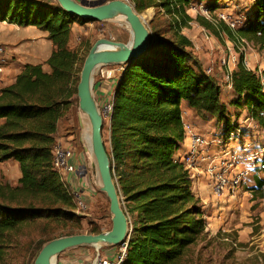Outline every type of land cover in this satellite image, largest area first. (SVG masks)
I'll return each mask as SVG.
<instances>
[{
	"label": "trees",
	"instance_id": "1",
	"mask_svg": "<svg viewBox=\"0 0 264 264\" xmlns=\"http://www.w3.org/2000/svg\"><path fill=\"white\" fill-rule=\"evenodd\" d=\"M129 1L138 13L151 8L155 13L148 53L118 65L122 69L112 95L106 143L133 229L120 264H181L208 224L192 173L176 158L185 140L181 103L196 117L223 124L224 140L237 130L229 106L246 109L264 125V75L250 69L241 54L231 72L233 97L225 103L221 84L204 70L183 29L195 22L216 35L264 47V0H254L236 32L224 21L215 26L204 16H192L193 0ZM218 3L210 0L207 10L215 11ZM0 22L35 26L48 32L53 44L49 72L42 64H26L14 83L0 89V163L15 160L21 172L17 185L0 180V264H5L29 255L28 244L37 235L39 251L45 242L82 227L72 188L54 167L53 149L58 124L76 102L83 61L69 46L72 26L91 21L70 15L56 2L0 0ZM263 186L264 179L256 177L255 199L264 198ZM90 233H100L99 228Z\"/></svg>",
	"mask_w": 264,
	"mask_h": 264
},
{
	"label": "rangeland",
	"instance_id": "2",
	"mask_svg": "<svg viewBox=\"0 0 264 264\" xmlns=\"http://www.w3.org/2000/svg\"><path fill=\"white\" fill-rule=\"evenodd\" d=\"M46 1L51 3L55 2L52 0H42V2ZM209 1L205 0L200 2L199 0H193L188 12L192 16H196L197 14L204 16L215 26H219V22L221 21H224L229 27L230 24L234 23L235 27L230 28L235 32L243 26L246 14L255 5L254 0H219L217 9L215 11H209L207 10ZM154 13L155 11L152 8L142 13L147 23H151ZM121 23L119 20L88 22L87 24L77 23L78 27L75 31L72 26L69 46L72 50H79L81 59H83L81 64L79 63L80 70L89 52V45L92 46L98 39L107 38L124 43L131 40V30L125 24ZM1 29L2 27H0V31ZM198 39L202 42L200 46H202L201 49L203 51L207 53L213 51V54L217 58L216 61L222 69H224V65H229V60L233 53H236L238 61L241 54H243L244 60L247 54H253L255 57L254 62H249V68L257 74H259V69L264 68V47L257 46L250 41H247V44L243 41L241 43L240 39H235L234 41L226 33L216 35L207 29L199 33ZM117 67L119 66L109 65L102 68L109 70L108 74L114 75L120 71ZM96 78L97 81H100V69L94 76V80ZM218 81L223 89L221 98L225 103H229L231 96L228 94L229 90L225 89L227 78L223 76ZM78 108L79 99L76 95V102L72 109L61 120L60 125L62 130L60 131L59 139L65 141L72 139L70 142L72 144L71 147L74 148L77 154L82 153L86 161L85 163L89 165L88 150L90 145L89 141L85 139L84 124L82 126L78 120L79 118H77ZM228 109L235 121L237 130L228 136L227 140L223 139L225 137L223 124H219L215 119H197L198 122H196V120L194 121L190 118V120L186 121L192 124L197 131H200L211 142L205 148V154L223 156L225 151L229 150L237 159L240 158L243 162L246 160V156L257 154L256 156L263 158L264 163V151L261 150L264 147V125L259 124L257 121L256 125H252L247 111L243 112V110L230 106ZM108 130L109 120L107 119L104 124V137L107 143ZM202 162L200 161L189 169L193 177V190L195 188L197 191L200 190L199 181H201V178L204 176L207 177L206 172L208 167L202 166ZM242 165L243 168L250 171L247 180L238 187L234 186L230 192L225 193L223 198H219L220 201L217 204V210L215 213L209 215L206 234L189 247L181 264H264V198L255 199L254 196L256 193L251 191V188L255 186V178L259 176L264 177V171L261 172L260 167L256 165L254 167L246 163H242ZM199 169L203 172H200ZM91 171L92 169L89 167L87 170L89 183H87L85 188L83 187L84 193L88 196L85 200L87 205L85 208L75 211L81 217L82 224V227L77 230V233H90L95 228H99L100 232H106L112 228V213L109 199L104 192L95 189L94 184L98 182V179L96 178V174L92 176L94 172ZM5 172L8 174V177ZM255 172H257V175ZM13 175V167L0 169V180L3 182L14 185ZM250 176L253 177L250 178ZM253 178L254 181L252 180ZM205 187L211 189L209 185ZM39 238L40 235H37L34 239L35 241L28 244L29 255L20 254L18 258L9 259L5 264H35L34 261L40 251H36V241ZM79 248H81L80 251L83 254L89 255L88 264L95 263V260L98 258H114L112 253L119 250V247L115 246L102 247L100 249L95 246Z\"/></svg>",
	"mask_w": 264,
	"mask_h": 264
},
{
	"label": "water",
	"instance_id": "3",
	"mask_svg": "<svg viewBox=\"0 0 264 264\" xmlns=\"http://www.w3.org/2000/svg\"><path fill=\"white\" fill-rule=\"evenodd\" d=\"M72 16L84 21L108 22L122 17L130 27L131 40L127 43L107 38L98 39L90 48L79 76L77 97L80 124L87 119L91 126L89 142V165L98 182L95 189L104 192L110 202L112 228L100 233H77L64 235L45 242L34 261L35 264H57V258L67 250L95 246H117L129 241L133 229L130 218L123 206L122 197L113 175L111 159L104 137V118L94 95L96 69L109 65H125L145 56L152 43L150 24L142 13H138L129 0H101L85 2L78 0H55ZM83 128V127H82ZM91 171V172H92Z\"/></svg>",
	"mask_w": 264,
	"mask_h": 264
},
{
	"label": "crops",
	"instance_id": "4",
	"mask_svg": "<svg viewBox=\"0 0 264 264\" xmlns=\"http://www.w3.org/2000/svg\"><path fill=\"white\" fill-rule=\"evenodd\" d=\"M52 1H55V0H52ZM195 24H198V23H193L190 28L183 29V33L192 40L194 44L195 54L201 61L204 70L207 73L214 76L217 80L221 79L223 76L224 78H226V74L228 72H232L237 67L238 60H237L236 53L231 54L229 65L228 66L224 65L223 66L224 69H222L221 66L218 64V62L216 61L217 58L215 57V54H213V51H209L207 53L201 49L202 46L200 45H202V42L201 40L198 39V35L203 30L206 31V29L199 24L198 25H195ZM0 27H2L0 31V44L4 45L7 48V51L9 53V57H8L9 61L6 64L7 66L5 68L4 73L0 76V89L14 83L16 76L23 70L24 65L26 64H33V65L42 64L44 71L46 72L50 71V67L46 64V61L49 59V57L52 54L53 44H52V41L48 39V32L40 30L35 26L19 27L15 24H10L7 22H0ZM77 27H78V24L74 23L73 30L75 31ZM254 58L255 57L253 54L251 55L247 54V56L245 57V60H246V64L248 67H249L250 61L254 62ZM117 68L120 71L115 73L114 75H110L109 78H104L100 76V81H97V78L94 80V87H93L94 95L98 102L101 101L99 103H102L106 101L108 98L112 97L116 83L118 81V77L122 69L121 67H117ZM225 89L229 90L228 94L231 96L229 98L231 100L233 97L232 83L229 82L228 80L226 82ZM181 106L183 110L184 123L187 120H190V118L198 122L197 119H200V118H197L194 115L193 109H191L185 101L181 103ZM244 111H247V110L243 109V112ZM77 118H79L78 111H77ZM78 120L80 122V119ZM61 122L62 121H60L58 124L57 142L63 143L67 146L72 145L70 143L72 139L71 140L69 139L67 141L63 139H59V135L61 134L60 131L62 130L61 125H60ZM0 123H2V120H0ZM197 132L201 133L200 131H197ZM188 146H189V139L185 138V140L180 144V147L177 151V154H176L177 159L180 160L181 157H184L187 154L188 149H189ZM81 156H82V153L81 154L76 153L77 162H79ZM217 161L218 160L213 157L211 161L202 162L203 163L202 166L208 167L209 165H214L215 163L217 164L218 163ZM7 167H13V170H14V175H13L14 183L13 184L17 185L19 178L21 176L18 162L15 160H8V161L0 163V169L2 168L5 169ZM245 170L248 172L246 176V179H247L248 176L250 175V171H248V169H245ZM199 171L203 172L200 169ZM256 173L257 172H255V174ZM206 174H207L206 175L207 177L204 176L201 178V181H199L200 190L197 191L194 188V192L196 195L200 196L203 202V205H204L205 217L209 221V215H211V213H215V211L217 210V204L219 203L220 199L223 198L225 194L221 196H216L214 194L212 190L213 182L211 180V177L208 171L206 172ZM6 175L8 177L7 173ZM251 177L253 176H250V178ZM259 177L264 179V177H261V176ZM69 178L71 179L72 176H69ZM73 179L75 181V186L79 188H83V187L85 188L87 186V181H86L87 171L83 169L82 167L78 168L76 173L73 174ZM252 180L254 181V178ZM207 185L211 186V189L206 188L205 186ZM92 190L94 191L93 187H92ZM81 191L83 192L85 198H87L88 196L84 193V189H81ZM80 250L81 248H74V249L65 251L64 253L59 255L56 263L57 264H88L89 255L83 254Z\"/></svg>",
	"mask_w": 264,
	"mask_h": 264
},
{
	"label": "built area",
	"instance_id": "5",
	"mask_svg": "<svg viewBox=\"0 0 264 264\" xmlns=\"http://www.w3.org/2000/svg\"><path fill=\"white\" fill-rule=\"evenodd\" d=\"M78 1H85V2H99L101 0H78ZM231 28L235 27V24H230ZM240 42L243 41L246 44L248 43L246 39L239 38ZM242 43V42H241ZM249 45V44H248ZM245 47V46H244ZM9 53L7 51V48L0 44V76L4 73L6 64L9 61L8 59ZM107 67V66H102ZM100 67V76L104 78H109L110 74H108V70L103 69ZM98 69V71H99ZM230 71V70H229ZM260 76L264 75V68L259 69ZM226 78L229 82H231V72H228L226 74ZM101 113L104 118V122L108 119L110 122L112 110H113V103H112V97L108 98L106 101L99 104ZM250 118V123L252 125H256V121L248 116ZM185 128V138L189 139V149L187 154L184 157H181L180 161L183 162L188 169H191V166H194L198 164L200 161H211V159L214 157L218 161V163L214 165H209L207 168V171L211 177L212 180V189L216 196H221L225 194L226 192H229L234 186H239L243 182H245L246 176L248 172L241 167L242 163H246L249 166L256 165L260 167L261 172L264 171V163L263 158L256 155H248L246 156V160L244 162L240 160V158L237 159V157L232 154L229 150L225 151V154L223 156L215 155V154H205V148L211 144V142L208 141L207 137L203 134L196 131V128L190 124L185 122L184 123ZM72 145H63L60 142H57L53 149L54 154V160L53 164L54 167L58 170V172L61 174L65 182L71 187L72 186V192L74 195L75 203H76V210H80L86 207V198L81 191L82 188H79L75 186V181L73 179V174L76 173L78 168H83L86 171L90 167L88 163H85V159L83 158L84 155L81 156L79 162L76 160V152L74 148L71 147ZM261 150L264 151V147L261 148ZM89 159V158H88ZM260 172V171H259ZM69 176H72L70 179ZM87 183H89V180L87 179ZM264 187V186H263ZM84 189V188H83ZM127 245L128 240L125 243H122L120 245H117L115 247H119V250L116 252H113L112 255L114 258H98L95 260L94 264H120L127 252Z\"/></svg>",
	"mask_w": 264,
	"mask_h": 264
},
{
	"label": "bare ground",
	"instance_id": "6",
	"mask_svg": "<svg viewBox=\"0 0 264 264\" xmlns=\"http://www.w3.org/2000/svg\"><path fill=\"white\" fill-rule=\"evenodd\" d=\"M117 20L121 21L123 24H125L130 29L129 25L127 24V22L122 17H118ZM97 71H98V69H96L95 75L97 74ZM83 123H84V128H85V139L90 142V140H91L90 139L91 138V126H90V122L87 119H84L83 120Z\"/></svg>",
	"mask_w": 264,
	"mask_h": 264
}]
</instances>
